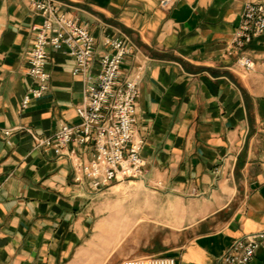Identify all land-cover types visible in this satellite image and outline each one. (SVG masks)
<instances>
[{
    "label": "crops",
    "instance_id": "obj_1",
    "mask_svg": "<svg viewBox=\"0 0 264 264\" xmlns=\"http://www.w3.org/2000/svg\"><path fill=\"white\" fill-rule=\"evenodd\" d=\"M53 1L92 34L95 54L88 72L74 75L73 57L49 49V88L22 109L41 17L27 0H0V264H76L85 251L95 260L96 229L112 211L110 186L75 182L70 159L34 137L80 123L76 107L105 42L122 34L134 47L121 78L142 68L135 130L144 174L134 198L150 209L151 229L176 231L181 241L158 243L146 256L213 264L236 239L261 234L248 264H264V33L231 44L245 4L264 0H175L169 8L158 0ZM241 56L252 70L239 66ZM69 149L80 161L92 157L88 145Z\"/></svg>",
    "mask_w": 264,
    "mask_h": 264
},
{
    "label": "built area",
    "instance_id": "obj_2",
    "mask_svg": "<svg viewBox=\"0 0 264 264\" xmlns=\"http://www.w3.org/2000/svg\"><path fill=\"white\" fill-rule=\"evenodd\" d=\"M41 22L32 27L33 42L29 49L28 75L32 85L21 103L25 109L42 98L49 88L47 70L48 50H65L74 59V75L88 72L95 54L96 43L92 34L78 21L64 13L53 0H27ZM175 0H158L160 7L169 8ZM264 33V5L245 4L240 21L233 32L231 44L242 47ZM106 49L99 57V71L94 81L85 87L84 99L76 107L80 123H62L51 136L34 137L38 146L51 148L56 155L71 161L73 179L84 178L94 189L109 187L123 179L140 180L144 174L141 150L144 140L136 135V102L142 68L121 78V67L130 55L133 44L127 35L107 39ZM237 63L245 70L253 68L251 58L241 56ZM8 135V130H1ZM70 144L90 146L92 157L87 162L75 157ZM261 234L246 235L233 241L224 254L213 264H248L255 256ZM121 264H177L170 256L127 258Z\"/></svg>",
    "mask_w": 264,
    "mask_h": 264
},
{
    "label": "rangeland",
    "instance_id": "obj_3",
    "mask_svg": "<svg viewBox=\"0 0 264 264\" xmlns=\"http://www.w3.org/2000/svg\"><path fill=\"white\" fill-rule=\"evenodd\" d=\"M139 180L123 179L110 185L112 211L109 221L100 225L95 232V241L91 249L95 257L89 260L86 251L80 255L76 264H121L127 258H139L150 255L165 243L164 248H172L179 244L177 232L171 230H155L145 220L151 216L149 208L135 199L134 191L140 189ZM168 238L169 241H148L152 237Z\"/></svg>",
    "mask_w": 264,
    "mask_h": 264
}]
</instances>
